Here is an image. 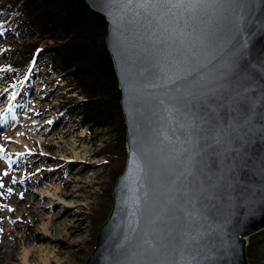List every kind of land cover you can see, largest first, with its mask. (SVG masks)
<instances>
[{
    "label": "water",
    "instance_id": "obj_1",
    "mask_svg": "<svg viewBox=\"0 0 264 264\" xmlns=\"http://www.w3.org/2000/svg\"><path fill=\"white\" fill-rule=\"evenodd\" d=\"M84 2L106 23L125 156L82 264H248L264 229V0L166 15L182 63L135 0Z\"/></svg>",
    "mask_w": 264,
    "mask_h": 264
},
{
    "label": "rangeland",
    "instance_id": "obj_2",
    "mask_svg": "<svg viewBox=\"0 0 264 264\" xmlns=\"http://www.w3.org/2000/svg\"><path fill=\"white\" fill-rule=\"evenodd\" d=\"M11 24L12 18L0 13V133L4 134L0 139V149H3L0 152V185H3L0 187V264H22L18 258V242L11 238V226L20 220L19 226L23 228L21 233L27 232L25 226L30 224L31 216L20 219V215L31 204V201L24 204L28 202V195H36L39 205L43 206L48 199H41L40 194L46 187L60 185L62 192H68L66 184L73 179L76 181L70 183V189L78 190L73 193L76 197L70 200L80 205L68 221L75 220L74 224H78L77 227L82 230L77 232V227L71 226L73 229L69 234L49 243L42 242L41 238L47 236L36 227L30 237L37 245L50 244L55 247L56 258L50 264H82L92 248L95 230L105 218L110 204L111 178L116 168L113 170L106 161L113 156L114 151L104 154L101 150L116 140L115 129L79 128L77 117L70 113V101L79 99L80 95L69 81L58 77L57 73H48L47 65L45 67L42 61L36 59L37 49L48 47L52 41L38 39L32 30L28 33L15 32ZM31 95L35 97L34 102L14 112L12 124L5 122L2 110L12 107L13 102L19 105V101H15L17 97L22 99L27 96L29 102ZM42 103L46 104L49 112L44 116L36 115ZM7 111L11 115L12 111ZM14 121L18 125L16 128ZM23 122H45V127L36 131L33 125H19ZM54 125L58 126L55 132L57 138L52 135V129L48 131V138L52 140L40 146L39 142L46 138L43 133ZM64 131L68 132L66 140L76 141L73 149L65 147L63 152H58V137ZM35 151L44 158L39 160L37 156L32 157ZM75 152L85 154L86 159L76 160ZM124 156L125 153L117 154L115 163H123ZM37 172L40 174L36 175ZM43 174H48L50 181L46 185L39 184L41 182L36 184V177L42 178ZM36 223L33 220L31 225ZM254 241L260 242L256 250L261 251L264 247V234L254 236Z\"/></svg>",
    "mask_w": 264,
    "mask_h": 264
},
{
    "label": "trees",
    "instance_id": "obj_3",
    "mask_svg": "<svg viewBox=\"0 0 264 264\" xmlns=\"http://www.w3.org/2000/svg\"><path fill=\"white\" fill-rule=\"evenodd\" d=\"M0 13L12 18L15 32L32 30L38 39L52 41L48 47L36 48V59L47 65L48 73L69 81L80 95L70 101V113L77 117L79 127L115 129L116 140L101 150L104 154L114 151L106 161L113 170L116 168L113 182L123 166L114 160L117 154H124V130L119 91L104 45L103 17L89 9L84 0H1ZM261 233L264 229L247 239L248 264H264V247L257 252L260 242L254 241Z\"/></svg>",
    "mask_w": 264,
    "mask_h": 264
},
{
    "label": "bare ground",
    "instance_id": "obj_4",
    "mask_svg": "<svg viewBox=\"0 0 264 264\" xmlns=\"http://www.w3.org/2000/svg\"><path fill=\"white\" fill-rule=\"evenodd\" d=\"M49 96L50 94L47 97L46 96L45 97L48 98ZM18 97L15 98V101L16 102L19 101L20 104L14 105L15 102H13L12 107H10V108H13L12 113L10 115L13 119H14V112L17 113L19 110L22 109V107H26L27 104H29L30 102H34L35 100V97L33 95H31L30 97L31 100L29 102H28L27 96L26 97L24 96L22 99ZM7 110L9 109L2 110L4 112L3 113L4 119L8 118L9 116V112ZM48 112L49 111L46 107V104L42 103L37 108V111L35 113L36 115L44 116V114ZM14 123L15 121L13 122V125L16 128L18 125H15ZM57 124H58V120H57ZM19 125L26 126V127L33 125L36 127L35 129L37 131L38 129H42L43 127H45V122L44 123L23 122L22 124H19ZM52 129L54 130L52 132L53 133L52 135L54 137L56 136L55 132L58 131V126L54 125L53 127L47 129L43 133V135L46 138L42 142H39L40 146L41 145L45 146V144L48 141L52 140L48 138V131L51 132ZM67 135H68V132L64 131L62 133V136L58 137L57 143L59 146H56L58 152L62 150L64 151L65 147H69L70 149H73V144L76 140H66ZM2 137H4V134L0 133V139ZM74 154H75L74 157L76 160H82L86 157L85 154H81V152H78V153L75 152ZM31 155L32 157L37 156L39 160L44 158L43 155L39 154L37 151L33 152ZM62 156L64 155L62 154ZM47 159L48 158H46V160ZM39 174H40L39 172L36 173V175H39ZM36 178L38 179V182H36V184L41 182L39 184L42 185L43 183L44 185H46V182L50 181L48 180L49 178L48 174H43L42 178H39V177H36ZM74 181L76 180L73 179L71 182L74 183ZM71 182H67L66 184L69 189L68 192H62L60 189V185L55 186L54 188H52L51 186L46 187V190L42 194H40L41 199L43 200L48 199V201L43 206L39 205L40 201H37L36 195L35 196L33 194L28 195V198H27L28 202L24 204L27 205V203H29L30 201H31V204H29L26 210L22 212L20 215V219L21 218L23 219V217L27 215L31 216L29 219L30 224L25 226L26 227L25 229L27 230V232L21 233V230L23 228L19 226L18 221L20 220H16L15 222H13L11 226L13 227L11 238L12 240H17L18 242V248L20 249L18 251V258L20 259V262L22 264H50V261L56 258V250H55V247L53 245H50L49 243H52L53 240H55L56 238H62L66 236L67 234H69V232H71L73 229V228L71 229V226H73L74 228L78 226V224L77 225L74 224L75 220L68 221L69 217H73L76 214L75 210L78 209V206L80 205L70 200V199H73L72 197H76L75 195H73V193H75V191L78 190V189H75V190L70 189ZM33 215H36V217H34ZM33 220L37 221V223L34 225H31ZM38 224L40 227H38ZM36 227L39 228L40 231L45 234V236H47V238L46 237L41 238L42 242H49L48 243L49 245H37L35 240L30 237V234H32L36 230ZM65 230H67V232H65ZM79 230H82V229H79V227H77L75 231L78 232Z\"/></svg>",
    "mask_w": 264,
    "mask_h": 264
},
{
    "label": "snow or ice",
    "instance_id": "obj_5",
    "mask_svg": "<svg viewBox=\"0 0 264 264\" xmlns=\"http://www.w3.org/2000/svg\"><path fill=\"white\" fill-rule=\"evenodd\" d=\"M132 2L133 0H124L125 4H131ZM135 2L145 11L146 18L150 24L158 25L163 33H168L172 37L173 44L171 46L175 47L177 51L176 61L177 63H182L186 59L183 52L186 33L182 32L179 27L169 29L160 22L164 20L166 15H170L179 25L177 12L182 17L185 12L193 13L204 5L222 4L225 0H135ZM152 34L155 35L156 33L153 32ZM2 151L3 149H0V152ZM4 174L7 175V173ZM2 186L0 185V187Z\"/></svg>",
    "mask_w": 264,
    "mask_h": 264
}]
</instances>
